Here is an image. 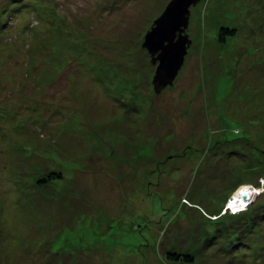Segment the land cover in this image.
I'll return each mask as SVG.
<instances>
[{"label":"rangeland","instance_id":"rangeland-1","mask_svg":"<svg viewBox=\"0 0 264 264\" xmlns=\"http://www.w3.org/2000/svg\"><path fill=\"white\" fill-rule=\"evenodd\" d=\"M170 1L0 0V264H264V0L192 7L157 94Z\"/></svg>","mask_w":264,"mask_h":264},{"label":"water","instance_id":"water-1","mask_svg":"<svg viewBox=\"0 0 264 264\" xmlns=\"http://www.w3.org/2000/svg\"><path fill=\"white\" fill-rule=\"evenodd\" d=\"M201 0H171L162 15L154 21L145 36L143 48L157 65L153 79L155 93L160 94L172 87L184 66L192 40L187 33L191 8ZM243 200L249 202L251 191L241 193Z\"/></svg>","mask_w":264,"mask_h":264},{"label":"trees","instance_id":"trees-1","mask_svg":"<svg viewBox=\"0 0 264 264\" xmlns=\"http://www.w3.org/2000/svg\"><path fill=\"white\" fill-rule=\"evenodd\" d=\"M236 36V31L234 28H222L219 33V39L221 43H225L226 38L228 37H234ZM255 169V168H254ZM57 179H63L62 173H56V172H50L47 174L45 178L41 180V186L50 184ZM167 260L172 262H182L185 264H193L194 263V257L186 254H180V253H168L166 255Z\"/></svg>","mask_w":264,"mask_h":264},{"label":"bare ground","instance_id":"bare-ground-1","mask_svg":"<svg viewBox=\"0 0 264 264\" xmlns=\"http://www.w3.org/2000/svg\"><path fill=\"white\" fill-rule=\"evenodd\" d=\"M245 191L247 190H242L241 192L237 193V195H235L234 198L229 201V207L231 209L236 211L244 210L248 202L246 200H243L241 193Z\"/></svg>","mask_w":264,"mask_h":264}]
</instances>
